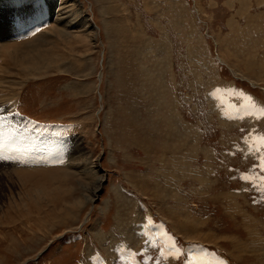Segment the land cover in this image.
<instances>
[{
  "label": "rangeland",
  "instance_id": "rangeland-1",
  "mask_svg": "<svg viewBox=\"0 0 264 264\" xmlns=\"http://www.w3.org/2000/svg\"><path fill=\"white\" fill-rule=\"evenodd\" d=\"M262 109L264 0H0V264H264Z\"/></svg>",
  "mask_w": 264,
  "mask_h": 264
},
{
  "label": "crops",
  "instance_id": "crops-1",
  "mask_svg": "<svg viewBox=\"0 0 264 264\" xmlns=\"http://www.w3.org/2000/svg\"><path fill=\"white\" fill-rule=\"evenodd\" d=\"M241 146V145H240ZM212 151H213V154H214V157L215 155L217 154V151L212 148ZM237 156V154L234 155V157ZM262 156H264V152L262 154ZM240 158H243V161H250V162H254V158H248L247 156H239ZM213 159V158H212ZM259 162H261V159H258ZM43 172V171H42ZM184 196H186V202L187 204L185 205V208L187 209L186 211L189 212L188 214L190 215H193L195 217H197L199 219V221H205V220H208L209 218H211V216L213 214H216V211L215 210H212V208H210L209 206L207 205H197L195 202H191V198L193 199L192 195H191V192L189 190L187 191H184ZM246 194H250V201L252 199V206L254 205H257V206H261L259 204H255L253 203V194H254V190H241V195H245ZM243 195V196H244ZM196 199H200V198H196ZM193 201H195V199H193ZM185 204V203H184ZM137 205H139L140 207V210H137L138 213H139V217H141L142 215V212L143 210H146L144 207V204L140 203ZM183 208V211H184V206L182 207ZM142 210V212H141ZM150 211V210H149ZM151 213V212H150ZM264 217V216H263ZM166 221V222H165ZM148 224V226L146 224ZM139 225V228L140 226L143 227L144 225H146L148 228L146 229V232H151L152 233V238L154 239V241L156 242H159V241H163L164 243H168V242H174V241H178L182 247V250L184 251V255L186 256L189 253H191L189 250L191 249H194V250H198V252H201L202 253H216V252H219L220 255H222L223 257L227 258L220 250V249H212L210 248L209 246H206L204 244H201L200 242H193V241H186L185 238H181V236L179 234H175L173 231H171L170 229V225L168 224V221L167 220H163L162 218H158L157 216L153 215L152 213L151 214H146L144 217H143V223H138ZM143 224V226H142ZM145 230V229H144ZM159 231V232H157ZM162 233H165V235L163 236ZM170 236V237H169ZM157 246V245H156ZM172 250H174L176 252L175 249L172 248V246L170 247ZM141 249V247L139 248ZM157 249H159L161 251V249L157 246ZM144 254V258L145 259H152L154 253H150L149 254V257L146 256V253H143V252H139L137 253L138 256H135V254L131 257L132 258V261L134 262V259H135V263L134 264H142L141 261H138V259H140L141 255ZM214 256V254H213ZM151 262V263H150ZM230 262V261H229ZM148 264H154L152 261H147Z\"/></svg>",
  "mask_w": 264,
  "mask_h": 264
},
{
  "label": "bare ground",
  "instance_id": "bare-ground-1",
  "mask_svg": "<svg viewBox=\"0 0 264 264\" xmlns=\"http://www.w3.org/2000/svg\"><path fill=\"white\" fill-rule=\"evenodd\" d=\"M61 1V0H60ZM69 1V0H68ZM71 5L70 6H73L74 4L72 3V2H69ZM66 7V6H65ZM54 8H55V6H54ZM54 8H53V10H54ZM69 9V8H68ZM72 10V9H71ZM69 12V11H68ZM54 13V12H53ZM52 13V14H53ZM68 15V14H67ZM68 17V16H67ZM58 18V17H57ZM66 18V17H65ZM66 22L65 21H62V23L63 24H61L62 25V28L65 30V29H75V30H77L76 32L78 33V32H83L84 30H85V27H84V29H83V26L81 25V23H80V21L78 20V17H73V18H70V16L68 17V18H66ZM58 23V22H57ZM37 26V27H36ZM36 26H34L35 28H40L41 27V24H37ZM32 28V27H31ZM31 28H29V29H27L26 31H24V34L25 33H28V35H29V31L31 32ZM53 30V29H52ZM79 30V31H78ZM69 31V30H68ZM88 37V36H87ZM32 52V51H31ZM16 53V51H12V52H10L9 54H11V56L13 55V54H15ZM20 55V54H19ZM10 57V56H9ZM33 58V57H32ZM35 59V58H34ZM44 55H41L40 57L38 56V58L36 59L37 60V62L39 63V65H40V67L43 65V62H44ZM34 70H35V68H34ZM69 155V154H68ZM59 160V159H58ZM65 160V159H64ZM62 162V161H61ZM62 164V163H61ZM23 175L24 176H29V175H33V174H31V172H24L23 173ZM45 193V192H44ZM55 201V200H54ZM74 206H76V205H74ZM73 209V206H66V207H63L62 208V210L63 211H66L65 213H64V215H62L61 213H54V212H52V213H49V219H50V221L52 222V221H54V219L57 217V216H62V217H64L65 215H70L71 213H72V211L70 210V209ZM75 211V210H74ZM54 213V214H53ZM63 213V212H62ZM51 217V218H50ZM61 218V217H60Z\"/></svg>",
  "mask_w": 264,
  "mask_h": 264
},
{
  "label": "snow or ice",
  "instance_id": "snow-or-ice-1",
  "mask_svg": "<svg viewBox=\"0 0 264 264\" xmlns=\"http://www.w3.org/2000/svg\"><path fill=\"white\" fill-rule=\"evenodd\" d=\"M261 111L264 112V109ZM260 144L264 145V137H260ZM261 168L264 169V156L261 157ZM193 264H195V262H193Z\"/></svg>",
  "mask_w": 264,
  "mask_h": 264
}]
</instances>
